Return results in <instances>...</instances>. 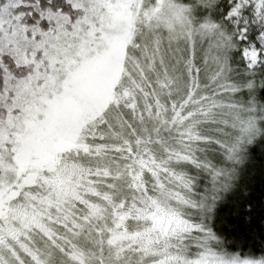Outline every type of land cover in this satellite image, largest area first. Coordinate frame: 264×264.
<instances>
[{"label": "snow or ice", "instance_id": "obj_1", "mask_svg": "<svg viewBox=\"0 0 264 264\" xmlns=\"http://www.w3.org/2000/svg\"><path fill=\"white\" fill-rule=\"evenodd\" d=\"M261 88L264 0H0V264H264L212 226Z\"/></svg>", "mask_w": 264, "mask_h": 264}, {"label": "trees", "instance_id": "obj_2", "mask_svg": "<svg viewBox=\"0 0 264 264\" xmlns=\"http://www.w3.org/2000/svg\"><path fill=\"white\" fill-rule=\"evenodd\" d=\"M264 101V88L259 89ZM264 136L249 146L250 160L241 170L234 192L218 202L212 221L214 231L229 241L232 251L264 253Z\"/></svg>", "mask_w": 264, "mask_h": 264}]
</instances>
